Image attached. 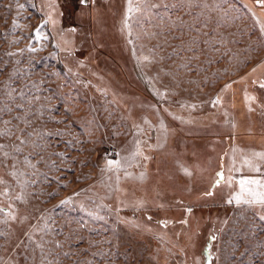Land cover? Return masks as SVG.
I'll return each mask as SVG.
<instances>
[{"label": "rangeland", "instance_id": "rangeland-1", "mask_svg": "<svg viewBox=\"0 0 264 264\" xmlns=\"http://www.w3.org/2000/svg\"><path fill=\"white\" fill-rule=\"evenodd\" d=\"M262 61L257 0H0V264H264Z\"/></svg>", "mask_w": 264, "mask_h": 264}, {"label": "crops", "instance_id": "crops-1", "mask_svg": "<svg viewBox=\"0 0 264 264\" xmlns=\"http://www.w3.org/2000/svg\"><path fill=\"white\" fill-rule=\"evenodd\" d=\"M255 69V71H253ZM264 62H260L258 66L249 70L241 78L233 80L230 82V88H232L234 100L231 103V108L237 110V113L240 111L242 114H239V122L236 128L242 126L244 128L243 132L247 137L244 138L245 142L249 144V147L245 148V161H251L250 172H247L248 175H253L251 179H256V175L259 176L261 171L263 172L264 168V156H256L255 153H264V96L263 88L260 87V84H264ZM244 89L247 91L249 96L242 98L240 95V90ZM236 96V98H235ZM254 97L255 99H249ZM230 111V108H228ZM242 118L243 123H241L240 118ZM234 153L240 151L239 147H235ZM249 148V149H248ZM232 152V151H231ZM232 154V153H231ZM229 158V157H228ZM230 159V158H229ZM231 160V159H230ZM244 161V163H245ZM258 162V165H257ZM234 169H236V163L234 159L233 163ZM258 168L259 171L255 169ZM246 176V173H245ZM247 178V177H246ZM262 182V181H261ZM252 189L254 187L250 186Z\"/></svg>", "mask_w": 264, "mask_h": 264}, {"label": "snow or ice", "instance_id": "snow-or-ice-1", "mask_svg": "<svg viewBox=\"0 0 264 264\" xmlns=\"http://www.w3.org/2000/svg\"><path fill=\"white\" fill-rule=\"evenodd\" d=\"M86 2H87V0H81V3H86ZM257 3L264 4V0H257ZM253 71H255V69ZM228 87H230V85H226L225 86V88H228ZM260 87L264 88V84H260ZM249 99H255V98L254 97H250ZM217 102H219V97L217 98V101H214V103H217ZM5 123H7V122H5ZM3 134H7V130H5V132H3V133H0V135H3ZM23 142L24 141H22V143ZM0 147H2V146H0ZM5 155H7V153H5ZM254 155H256V156H264V153H255ZM113 163H115V162L109 161L110 165L113 164ZM245 164L251 165V161L246 160ZM255 170L259 171L258 168H256ZM185 171H187V170H185ZM217 175L221 176V178L223 176L222 173H218ZM238 183L240 185L241 195H237L235 197V202L237 204H239V203H245V204H248V205L259 204L262 207H264V192L255 191V190H253L250 187L251 185H257V186L264 187V184H262L261 181L256 180V179H251V178H241L238 181ZM244 193H247L248 196L251 197V198L250 199H242V194H244ZM206 195H212V193L208 192ZM65 202L66 201H62L61 203H65ZM231 202H232V200H229V203H231ZM187 211L190 212L191 209H188ZM260 219L264 220V216H260ZM186 222L187 221H182V223H186ZM209 264H211L210 261H209Z\"/></svg>", "mask_w": 264, "mask_h": 264}, {"label": "built area", "instance_id": "built-area-1", "mask_svg": "<svg viewBox=\"0 0 264 264\" xmlns=\"http://www.w3.org/2000/svg\"><path fill=\"white\" fill-rule=\"evenodd\" d=\"M106 153L109 154V155L114 156V155H117L118 149H117V147L114 144H112V145H110L108 147Z\"/></svg>", "mask_w": 264, "mask_h": 264}]
</instances>
